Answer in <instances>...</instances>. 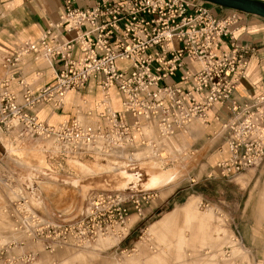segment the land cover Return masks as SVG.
Segmentation results:
<instances>
[{"label":"built area","instance_id":"built-area-1","mask_svg":"<svg viewBox=\"0 0 264 264\" xmlns=\"http://www.w3.org/2000/svg\"><path fill=\"white\" fill-rule=\"evenodd\" d=\"M240 20L239 11L218 17L200 0H98L86 9L78 8L76 0H64L58 23L50 24L37 42L21 43L4 57L0 126L20 141L52 140L63 155L112 157L131 151L130 156L145 145V125L155 126L161 141L170 142L188 134L195 121L209 124V112L221 106L229 157L217 163L209 178L231 181L264 164V95L253 101L235 96L252 53L236 42L233 26ZM25 57L50 63L53 83L36 93L26 75L16 72ZM189 61L198 63L199 70ZM91 82L105 98L117 89L122 110L106 107L96 122L90 113L86 122L75 117L57 126L38 119L40 107L59 109L69 92L80 93ZM215 119H220L217 112ZM153 148L159 154L167 151L157 143ZM133 159L128 169L147 178ZM157 197L156 190L100 193L80 218L62 222L44 218L22 196L13 203L11 217L16 232L42 242L50 253L85 249L124 227L132 211L142 215ZM10 250L0 251L3 264L33 261L32 253L19 259Z\"/></svg>","mask_w":264,"mask_h":264},{"label":"rangeland","instance_id":"rangeland-1","mask_svg":"<svg viewBox=\"0 0 264 264\" xmlns=\"http://www.w3.org/2000/svg\"><path fill=\"white\" fill-rule=\"evenodd\" d=\"M3 59L0 53V78L6 72ZM91 86L90 83L84 92L98 95L100 90L91 91ZM90 101L88 96H81L80 110L91 112ZM69 104L77 108L72 99ZM112 108L117 110L120 105L112 104ZM81 121L87 119L81 118ZM218 131L222 132L221 127ZM183 136L189 140V134ZM214 138L207 135L193 138L190 157L183 165H178L173 156L164 155L167 160L163 163L149 147L132 150L135 152L130 156L131 151L112 157L63 155L49 146L44 147L43 143L20 141L0 126V251L11 248L10 254L19 259L33 254V261L17 264H234L238 259L248 261L252 251L242 242V228L249 222L264 227L257 208L264 187V164L231 181L209 178L211 155L226 146L222 135L217 141ZM200 141L201 145H197ZM202 146L198 153L194 151ZM133 158L138 160L140 169L144 163L155 162L161 164L163 170H177L179 177L156 190L158 197L144 208L142 215L131 212L126 221L129 233L123 238L117 239L110 232L85 249L64 248L50 253L42 242H33L14 230L11 209L22 196L27 197L44 218L67 222L80 218L92 206L97 194L126 192L91 188L84 195L81 188L88 185L89 179L110 175L112 170L130 171L128 163ZM251 172L254 176L249 181L246 174ZM77 180L85 184L74 188L70 183ZM256 182L258 186L254 189ZM173 189L172 194L163 197ZM189 197L187 204L178 208ZM229 246L232 256L226 260L223 257ZM0 264L3 263L0 261ZM251 264H255L254 260Z\"/></svg>","mask_w":264,"mask_h":264},{"label":"crops","instance_id":"crops-1","mask_svg":"<svg viewBox=\"0 0 264 264\" xmlns=\"http://www.w3.org/2000/svg\"><path fill=\"white\" fill-rule=\"evenodd\" d=\"M97 1L98 0H76V6L81 9H86L94 6ZM207 4L218 17H226L233 12L232 9L220 7L208 2ZM0 9L3 13V17L0 19V53L5 57L8 54L13 53L16 47L21 43L37 42L49 28L50 24L58 23L60 16L64 12V0H0ZM240 19L241 20L236 27L235 32L236 42L239 46L251 48L252 53L249 56L247 67L249 75L246 80L238 84L235 96L240 101H253L264 95V18L240 12ZM224 44L226 46L224 49H228V43L225 41ZM29 58L30 57H25L22 59L23 69L20 67L16 72L18 75H26V81L33 85L37 93L42 87L53 83L54 72L50 63L45 61L33 63L29 62ZM43 65H46V67H42ZM189 65L195 71L199 70L198 63L189 61ZM91 84V91L99 89L93 82H91ZM14 89L16 91L20 90L16 84H14ZM84 91L74 93L71 95L72 98L70 97L72 103L74 102L77 104V108H72L70 106V99L66 105L64 103L59 109H55L50 104L45 105L40 107L38 111V119L41 122L47 121L49 124L56 126L64 118L69 120L74 119L75 117L87 119L86 114L90 113V119L98 121L99 118L96 115V105L97 102L102 99V91L100 90L99 94L96 96H91V94L89 95ZM81 96H88L92 101H90L92 103L91 112L81 111L78 107ZM115 97H118L119 100H116ZM115 103L120 105V108L117 110L112 108V104L114 105ZM111 108L114 111L122 110V97L117 89L112 91ZM216 112L219 114V120L215 119ZM208 115L209 124L195 121L191 124L188 131L189 140L183 136L184 134H179L172 140L173 146H184L190 150L193 148V146L190 147V144L192 143L191 140L205 135L214 136V140H216V138L219 140L222 132L219 134L218 130L222 127V123L225 120V110L223 107L217 106L215 109H212ZM136 135L137 134H135V136ZM153 136L157 137V131L155 129H153ZM201 143L202 141L196 144L201 145ZM187 146H189V148ZM202 148L203 146L199 149H194V151L198 153ZM228 157L229 151L226 146L222 147L218 153L216 152L211 155L209 159L210 164H212L211 173L216 172L217 163L226 160ZM115 166L117 165L115 164ZM246 176H248L250 181L254 176V172H251L249 175L246 174ZM257 182L254 185V189L258 186ZM246 188L247 186L244 189ZM173 191L174 189L163 197L165 198L169 196ZM191 197H189L188 200L178 208L186 205ZM257 208L261 213V219H264V187L261 190L260 201ZM262 235H264V227L260 228V226H256L255 224L251 225L250 222L242 228V242H244V245L248 246L252 251L253 259L248 251L251 263L254 260L255 264H264V236Z\"/></svg>","mask_w":264,"mask_h":264},{"label":"bare ground","instance_id":"bare-ground-1","mask_svg":"<svg viewBox=\"0 0 264 264\" xmlns=\"http://www.w3.org/2000/svg\"><path fill=\"white\" fill-rule=\"evenodd\" d=\"M237 26H238V23L234 24L233 29H235ZM248 75H249V71L246 72V78L243 79L242 81L246 80ZM53 77H54V75H53ZM113 90L114 89H110L108 91L109 96L106 97L107 99L105 98V95L102 93V95H103L102 99L97 102L96 115L98 118H99V115L104 112V109L106 107L109 108L110 110L114 111L111 108L112 91ZM74 93H75L74 91H71L66 95V98L64 100L65 105L69 101L71 95ZM104 101H106V102H104ZM78 119L81 120L80 118H78ZM68 120L69 119L64 118V119H62V121L60 123L67 122ZM153 129H155L157 131V137L153 136ZM142 133L144 135V139L146 140L145 145L142 147L151 148L153 153L156 156L157 155L160 156L159 159L163 163H165L166 162L165 160H167L165 156H167L168 158H169V156H173V157L177 158V160H178L177 164L178 165L179 164L183 165V163L186 162L188 160V158L190 157V154H188L189 150L187 148H185L184 146H181V147L173 146L172 140L170 142H166L165 140L161 141L160 136H159V132L155 126L145 125L142 128ZM135 137L137 139L139 138L138 135H136ZM38 143H43L44 147L49 146L55 152H58V149L54 145V142L52 140H42V141L38 140L34 144H38ZM155 143H157L159 145L161 144V145L167 147V151L165 153H160V154L155 152V150L153 148ZM160 165L158 163H155V162L144 163L141 166V169H144V170L147 169L146 172H147V176H148L144 180L140 179L139 173H130V171L122 170V169L116 170V171L112 170L110 175H105L102 177L89 179L88 183H87L88 185L82 186L81 189L83 190L84 195L91 188L106 189V190L108 189V190H115V191H127L130 189H136V188H140V189L142 188L145 191L162 189V188L170 185L171 183H174L179 177V172L177 170H163L164 168L162 169L161 168L162 166H160ZM182 167H185V166H182ZM88 173H90V172L88 171ZM70 184H72L74 188H79V187H81V185H83L85 183L77 180V181H74L73 183H70ZM128 221H129V219H128ZM112 232L114 233V235L116 236L117 239L123 238L126 233H129L128 222L126 223V225L124 227H118ZM100 237H104V236H100ZM235 239L237 240V242H240L237 237ZM228 249H232V247L231 246L227 247L226 252L224 253L223 259L228 260L231 258V256H232L231 251ZM234 264H251V261H250V258L248 261L244 260V259H238L235 261Z\"/></svg>","mask_w":264,"mask_h":264},{"label":"water","instance_id":"water-1","mask_svg":"<svg viewBox=\"0 0 264 264\" xmlns=\"http://www.w3.org/2000/svg\"><path fill=\"white\" fill-rule=\"evenodd\" d=\"M220 7L264 18V2L260 0H200Z\"/></svg>","mask_w":264,"mask_h":264}]
</instances>
